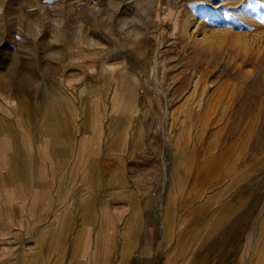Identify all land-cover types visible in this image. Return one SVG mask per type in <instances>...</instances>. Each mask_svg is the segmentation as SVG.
Listing matches in <instances>:
<instances>
[{"label": "rangeland", "instance_id": "rangeland-1", "mask_svg": "<svg viewBox=\"0 0 264 264\" xmlns=\"http://www.w3.org/2000/svg\"><path fill=\"white\" fill-rule=\"evenodd\" d=\"M128 58L151 71L152 102L140 87L121 111L122 135L143 145L123 151L119 198L150 197L154 232L181 249L167 258L189 264L199 227L235 232L259 199L264 211V0H0L10 117L62 89L96 117Z\"/></svg>", "mask_w": 264, "mask_h": 264}, {"label": "crops", "instance_id": "crops-1", "mask_svg": "<svg viewBox=\"0 0 264 264\" xmlns=\"http://www.w3.org/2000/svg\"><path fill=\"white\" fill-rule=\"evenodd\" d=\"M58 95L48 105L33 98L27 119L21 104L10 117L0 95V264H175L167 256L181 249L154 232L150 197L119 198L123 151L140 150L141 136L122 135L128 121L110 98L94 117ZM261 201L239 231H194L189 264H264Z\"/></svg>", "mask_w": 264, "mask_h": 264}, {"label": "bare ground", "instance_id": "bare-ground-1", "mask_svg": "<svg viewBox=\"0 0 264 264\" xmlns=\"http://www.w3.org/2000/svg\"><path fill=\"white\" fill-rule=\"evenodd\" d=\"M128 53L130 54L132 52L129 51ZM142 62L140 61L138 62L136 60H130V58H128L126 64L122 66L119 70L114 71V73L112 74L111 78L114 81V88H113L114 95L112 98V103L114 104V110L123 111V112L133 111L135 106L134 97L136 95L137 89L140 87L142 88L144 87L146 97L149 100L148 105L151 106L152 99L150 97L151 93H150V85H149L151 71H149L148 77L145 78L143 75L145 66L142 64ZM166 158L169 160V157L165 156L164 159ZM166 187H168V184ZM159 199L162 200L163 197L160 195ZM159 202L158 205H156V208L154 209L155 211L156 209L159 208L157 211L159 212L158 214L162 213L163 210V202L162 204H160V206H159ZM154 224L156 225L155 222Z\"/></svg>", "mask_w": 264, "mask_h": 264}]
</instances>
